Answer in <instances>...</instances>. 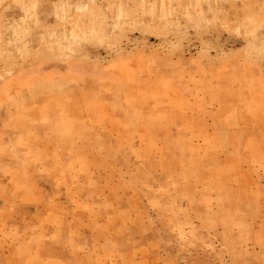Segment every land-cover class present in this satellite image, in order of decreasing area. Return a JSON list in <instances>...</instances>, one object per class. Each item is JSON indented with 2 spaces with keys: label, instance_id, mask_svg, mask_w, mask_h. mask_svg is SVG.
<instances>
[{
  "label": "rangeland",
  "instance_id": "1",
  "mask_svg": "<svg viewBox=\"0 0 264 264\" xmlns=\"http://www.w3.org/2000/svg\"><path fill=\"white\" fill-rule=\"evenodd\" d=\"M0 264H264V0H0Z\"/></svg>",
  "mask_w": 264,
  "mask_h": 264
}]
</instances>
